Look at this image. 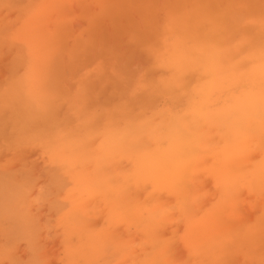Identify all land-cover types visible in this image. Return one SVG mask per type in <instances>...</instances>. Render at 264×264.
Returning a JSON list of instances; mask_svg holds the SVG:
<instances>
[{"label":"rangeland","instance_id":"rangeland-1","mask_svg":"<svg viewBox=\"0 0 264 264\" xmlns=\"http://www.w3.org/2000/svg\"><path fill=\"white\" fill-rule=\"evenodd\" d=\"M262 66L264 0H0V264H264Z\"/></svg>","mask_w":264,"mask_h":264},{"label":"bare ground","instance_id":"bare-ground-1","mask_svg":"<svg viewBox=\"0 0 264 264\" xmlns=\"http://www.w3.org/2000/svg\"><path fill=\"white\" fill-rule=\"evenodd\" d=\"M238 18H239V17H238ZM234 19H235V18H234ZM234 19H233V20H234ZM234 21H235V20H234ZM236 21H237V20H236ZM236 21H235V22H236ZM239 22H240V21H239ZM250 34H251V32H250ZM259 39H260V38H258V40H259ZM259 43H260V42H259ZM261 43H263V42H261ZM261 73H263V75H264V67H263V66L260 67V74H261ZM152 134H153V133H152ZM155 134H156V133H155ZM74 141H75V140H74ZM150 141H151V140H150Z\"/></svg>","mask_w":264,"mask_h":264}]
</instances>
